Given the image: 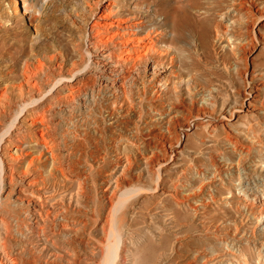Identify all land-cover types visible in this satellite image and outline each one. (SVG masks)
<instances>
[{
  "label": "bare ground",
  "instance_id": "obj_1",
  "mask_svg": "<svg viewBox=\"0 0 264 264\" xmlns=\"http://www.w3.org/2000/svg\"><path fill=\"white\" fill-rule=\"evenodd\" d=\"M23 2L24 13L29 16L30 23L33 24L32 17L39 18L38 15L42 14L40 9L46 5V0H35L30 3L23 0ZM87 4L90 8L89 14L94 19L90 25L88 47L82 48L77 42L75 51L78 57L75 60L71 61L66 54L44 56L39 60L38 66L28 70L25 81L20 85L19 93L10 92L6 86L5 89L0 90V152L3 155L1 157L0 154V225L7 227L9 232V237L4 238L1 248L14 264L21 258L16 257L13 245L9 241L12 237L10 232L13 230L10 231V229H12L13 221H19V216H15L13 212L11 203L13 196L18 195L21 200H23L22 195L27 196L24 198L27 202L24 212L29 215L28 219L33 222L32 226L42 229L43 224L50 230L53 237L66 233L75 234L88 227V221L77 215L71 202L74 197L81 203L84 202L88 195L89 184L96 179L99 170L93 169L92 164L90 172L75 168L77 162L75 164L69 156H65L66 152L63 150L71 156L75 154L80 158H92L96 161H106L105 158L114 153L116 166L121 167L126 175V178L117 181V188L123 186V190L115 191L116 188L113 190L112 177L117 174L111 175L109 180L102 182L101 202L107 203L106 207L110 205L111 208L114 207L120 211L132 195L133 189L130 190L127 187L135 182L134 168L130 165L131 155L145 158L153 156L154 162H160L158 151L163 150L169 153L166 149L169 138L164 135L165 133H158L149 126L157 114L161 116L166 114L172 118L177 111L186 110L192 114L195 112L197 95L204 90L210 91L216 106L218 100L214 92L232 90L233 93L230 92V96L236 94L234 88L236 76L247 75L250 71V63L253 65L250 72L252 82L247 85L249 88L247 91L253 93L258 87L257 84H264V0H207L206 2L201 0H90ZM255 12L262 17L256 16ZM254 29L263 32L260 38L251 34ZM189 39L194 41L193 46H189ZM226 45L231 47V54L219 50ZM255 52L259 53L257 56L259 61L250 59ZM219 63L224 64L226 68L224 73L218 71ZM40 74L46 75L41 82L36 80ZM109 93L111 102L107 108L112 115L116 116L119 113L130 116L135 112L138 117L135 120L136 132L132 136L124 133L110 136L112 147L103 148L101 142L108 139L107 129L102 128L95 112L98 105L103 104V96ZM228 99L229 94L223 103ZM81 107L89 108L87 124L93 123L100 137L91 135L90 125L85 132H80L77 124V129L73 131L68 129L70 118L67 117L73 120L75 110ZM66 111L70 112H68L69 116H65ZM199 112L204 117L208 113L206 108ZM130 120L132 117L123 121L125 130L130 128ZM25 129L29 132L27 135L22 133ZM71 135L75 138L73 143L70 142ZM228 139L240 155L239 163L244 166L248 157L253 156L254 149H259L260 154L264 153L262 139L251 143H245L239 138L234 139L230 136ZM172 145L173 143L171 147ZM124 162L130 165L127 166V170H124L126 167ZM244 166L242 168L246 170ZM41 167L46 170H40ZM51 179L63 183V187L77 183L75 193H68V190L59 193L63 202L62 214H59L62 221L58 220L59 223L55 227L47 225L52 222L51 209L47 207L50 199L47 190L59 184H49ZM95 186L98 188L97 183ZM2 193H6L4 200ZM68 195H70L69 205L65 202L69 200ZM258 197L249 199L247 196L244 201L240 200L245 208L256 214L257 218L264 219V199H260L259 202ZM134 202L133 204H136ZM184 202L178 201V203ZM94 211L95 226H99L106 234L104 240L97 243L103 259L100 262L101 264H120L124 240L118 229L126 223L128 211L123 210V213L118 216L111 215L112 212L109 211L107 217L103 215V209L97 207ZM83 236L81 234L78 238L85 241L86 237ZM75 243L73 239H68L66 246H63L71 256L68 259L70 264H78L82 261V252L80 248H76ZM27 250L22 249V251ZM31 250L34 249L31 248ZM1 256L3 255L0 254V264H8L9 259L3 262ZM260 258L263 257L260 256ZM21 262L30 264L22 260Z\"/></svg>",
  "mask_w": 264,
  "mask_h": 264
},
{
  "label": "rangeland",
  "instance_id": "obj_2",
  "mask_svg": "<svg viewBox=\"0 0 264 264\" xmlns=\"http://www.w3.org/2000/svg\"><path fill=\"white\" fill-rule=\"evenodd\" d=\"M27 1L30 3L35 0ZM87 1L90 0H46V5L40 9L42 14L38 15L39 18L32 17L33 24H31L29 16L24 13L23 0H0V90L7 87L10 92L19 93L20 85L25 81L28 70L38 66L39 60L44 56L66 54L72 61L78 57L75 51L78 43L82 48L88 47L87 40L94 17L89 14L90 8ZM201 1L206 2L207 0ZM255 14L262 17L256 12ZM251 34L260 38L263 32L254 29ZM189 42V46L194 45L192 39H189ZM230 49L229 45L219 48L222 52L231 54ZM258 54L255 52L250 59L259 61ZM217 66L219 72H225L224 64L219 63ZM235 67L234 65V69ZM252 69L253 65L250 63V71L247 75L236 76L234 87L236 94L233 96H230V92L233 93L232 90L214 92L218 106L214 105L210 91L204 90L197 95L195 112L192 114L182 110L177 111L174 118L166 114L162 116L157 114L155 117L157 119L154 118L153 121L148 119L151 121L150 127L158 133H165L164 135L169 138L166 142V149L169 153L163 150L158 151L160 162H154L153 156L145 158L131 155V163L134 162L130 165L134 168L135 182L127 187L130 190L133 189L131 190L132 195L127 200L128 203H124L122 211H117L110 205L106 207L107 203L101 202L102 182L109 180L111 175L117 174L112 177L113 190L115 188V191L123 190V186L117 188V181L126 178V175L121 167L116 166L114 153L108 155L105 158L106 161H96L92 158H80L75 154L71 156L63 150L66 152L65 156H69L75 164L77 162L75 168L90 172L92 164L93 169L99 170L96 179L89 184L88 195L84 202L81 203L75 197L71 202L77 215L88 221V227L75 234L66 233L53 237L50 230L43 224V230L32 226L33 222L24 212L27 204L24 198L27 196L22 195L23 200L18 195L13 196V199L11 198L13 212L15 216H19L20 222L13 221V227L11 226L12 229H10V231L13 230L10 232V237H12L9 241L13 245L16 257L21 258L18 259L19 264H23L21 260L30 264L34 262L35 264H63V261L64 264H70L68 259L71 256L63 247L66 246L68 239L76 241V248H80L82 252V261L78 264H101L103 259L97 243L104 240L106 234L99 226H95L96 213L94 210L97 207L103 209L105 217L110 212H112L111 215L118 216L123 213V210L128 211L125 225H121L118 229L124 240L120 264H264V219L257 218L256 214L245 208L240 200L244 201L247 196L249 199L259 196V202L260 199H264V153L260 154L259 149H254L253 156L248 157L244 166L239 163L240 155L228 139V136L234 139L239 138L245 143L262 139L264 143V84H257L258 87L253 93L247 91L249 89L247 85L252 82L250 75ZM42 75H38L36 80L41 82V79H45L46 75ZM228 94L229 101L223 103ZM110 98V93L103 96V104L98 105L95 112L102 128L107 129L108 139L101 142L103 148L112 147L110 136L120 133L132 136L136 132L135 120L138 114L134 112L130 116L119 113L116 116L112 115L110 109L107 108L111 102ZM205 108L208 111L206 117L199 112ZM68 112L66 111L68 115L65 114V116H69L70 112ZM88 112L89 108H77L73 120L67 117L71 119H69L68 129L72 131L77 129V124L79 125L78 130L85 132L90 125L91 135L100 137L94 124H87ZM129 117H132L130 130H125L123 121ZM197 117L202 119H195ZM22 133L27 135L29 132L25 129ZM74 140V136L71 135L70 142L73 143ZM170 140L173 143L172 147L171 143L169 144ZM1 157H3L2 154ZM3 160L5 161L4 158ZM130 165L126 163L124 170H127ZM238 165L241 166L238 167ZM243 166L246 170L242 168ZM40 170L46 169L41 167ZM158 176L161 177L158 178ZM211 180L216 181L211 183ZM54 181L56 180L51 179L49 184L59 183L58 180ZM96 183L98 188L95 186ZM59 184L47 190V195L50 197L47 207L51 209L49 210L52 214V222L47 224L48 227H55L60 220L62 221L59 216L62 214L63 202H61L59 193L64 190H68V193H75L77 188L76 182L67 187H63V183ZM6 186L5 184V189ZM5 195L6 193H2L3 200ZM68 199L65 201L67 205H69L70 195ZM181 200L185 202L178 203ZM134 201L136 204H133ZM126 204H128L127 207ZM31 229H33L32 232ZM81 234L86 237L83 236L85 241L78 238ZM7 237H9L7 227L0 225V248L4 238ZM22 249L28 250L22 251ZM0 254L3 255L1 256L3 262L8 261L9 257L2 252V248ZM260 256L263 258L261 259ZM8 264H14V262L9 259Z\"/></svg>",
  "mask_w": 264,
  "mask_h": 264
}]
</instances>
